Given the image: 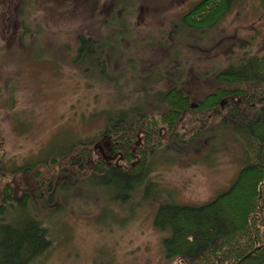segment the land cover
I'll list each match as a JSON object with an SVG mask.
<instances>
[{
	"label": "rangeland",
	"instance_id": "obj_1",
	"mask_svg": "<svg viewBox=\"0 0 264 264\" xmlns=\"http://www.w3.org/2000/svg\"><path fill=\"white\" fill-rule=\"evenodd\" d=\"M199 1L0 0V165L5 171L30 161L37 167L51 159L64 134L87 141L84 148L94 156L86 167H78L77 158L70 166L0 178L18 200L28 194V211L51 245L27 264H166L161 243L167 232L153 225L156 206L205 204L237 175L243 138L192 105L215 91L219 69L264 55V5L230 0L210 26L187 28L195 19L186 23L183 16ZM80 36L107 43L82 65L73 62ZM181 87L203 93L172 122L160 98ZM228 100L216 109L222 112ZM138 105L144 120L153 118L152 135L170 139L140 147L139 153L147 151L144 182L128 201L114 202L83 173L95 160L110 162L99 147L112 151L114 165L122 160L98 133L108 115ZM164 114L168 131L165 120L159 122ZM134 163L129 159L126 168ZM146 183L151 188L144 196Z\"/></svg>",
	"mask_w": 264,
	"mask_h": 264
},
{
	"label": "trees",
	"instance_id": "obj_2",
	"mask_svg": "<svg viewBox=\"0 0 264 264\" xmlns=\"http://www.w3.org/2000/svg\"><path fill=\"white\" fill-rule=\"evenodd\" d=\"M229 2L199 1L183 16V21L195 19L186 22L187 28L210 26L228 11ZM262 3L264 5V0ZM106 44H100L95 37L80 36L73 62L82 65L86 60H92V53L103 50ZM214 82L215 91L204 94L200 103L195 102L192 106L197 110L213 112V116L218 118V126L241 135L244 140L241 167L228 188L205 204L164 202L157 205L153 225L167 232L161 243L166 264H264V55L238 59L235 64L219 69L214 74ZM199 93L200 90L192 87L162 93L161 104L169 106L170 119L174 114L172 122L178 114L190 108L192 99H196ZM223 98L229 100L224 102L225 108H221L220 112L216 106ZM150 116L151 113L148 118ZM167 116L164 114L159 122L165 120L162 124L168 131ZM146 117L140 105L119 110L114 115H108L106 127L98 133L106 140L103 142L108 141L114 150L122 152L123 158L117 165L95 160L93 170L84 172L83 177L89 186L102 188L114 202L128 201L131 192L144 182L142 160L147 151L139 153L140 147L143 144L149 147L153 139L159 140V143L162 139H170L168 133L162 139L153 136L154 128H150L152 125L148 123L153 118L144 120ZM174 123L177 125V122ZM86 143L64 134L60 146L53 144V151L48 155L51 159L37 167L38 163L25 162L21 167H12L11 171H5L0 165V178L11 177L12 171L28 174L50 164L70 166L77 158V166L84 164L86 167L87 159L94 160V156L88 153L90 150L84 148L88 146ZM129 159H135V163L126 168ZM144 186L145 196L151 187L149 183ZM154 192L155 188L152 194ZM28 198V194H23L18 200L10 187L0 186V264H27L51 246L46 230L28 211Z\"/></svg>",
	"mask_w": 264,
	"mask_h": 264
},
{
	"label": "flooded vegetation",
	"instance_id": "obj_3",
	"mask_svg": "<svg viewBox=\"0 0 264 264\" xmlns=\"http://www.w3.org/2000/svg\"><path fill=\"white\" fill-rule=\"evenodd\" d=\"M110 146L112 147V150H114L113 145H110ZM100 153L103 154V155H108V157H106V158H108L109 161H112L113 159H115L112 151H107L106 152L103 149H101V152Z\"/></svg>",
	"mask_w": 264,
	"mask_h": 264
},
{
	"label": "bare ground",
	"instance_id": "obj_4",
	"mask_svg": "<svg viewBox=\"0 0 264 264\" xmlns=\"http://www.w3.org/2000/svg\"><path fill=\"white\" fill-rule=\"evenodd\" d=\"M224 103V102H223ZM195 106V105H194Z\"/></svg>",
	"mask_w": 264,
	"mask_h": 264
}]
</instances>
